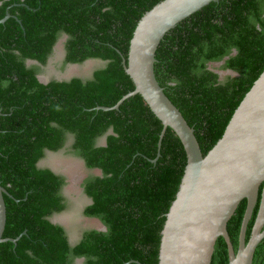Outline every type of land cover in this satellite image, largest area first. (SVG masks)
Returning <instances> with one entry per match:
<instances>
[{"label":"trees","instance_id":"trees-1","mask_svg":"<svg viewBox=\"0 0 264 264\" xmlns=\"http://www.w3.org/2000/svg\"><path fill=\"white\" fill-rule=\"evenodd\" d=\"M161 1L0 0V19L11 15L0 24V185L11 196H3V237L26 231L15 244L0 243V264H72L75 258L158 264L161 231L186 157L172 131L165 145L163 126L146 105L161 129L149 146L139 141L142 148L131 128V97L118 109L96 107L111 108L133 90L121 61L138 21ZM59 33L68 36L66 63L100 59L107 65L86 81L40 83L37 75ZM224 56L237 76L220 80L206 63ZM155 58L159 86L207 153L264 70V0L209 3L168 31ZM28 60L38 65L27 66ZM66 134L73 135V154L101 172L83 183L92 202L83 214L106 227L84 231L74 246L64 227L49 220L67 208L60 194L64 178L37 167L45 151L62 148ZM101 137L105 144L97 146ZM245 206L242 200L226 227L235 250ZM210 264H228L221 237ZM253 264H264V240Z\"/></svg>","mask_w":264,"mask_h":264},{"label":"water","instance_id":"water-1","mask_svg":"<svg viewBox=\"0 0 264 264\" xmlns=\"http://www.w3.org/2000/svg\"><path fill=\"white\" fill-rule=\"evenodd\" d=\"M217 1L163 0L144 13L129 41L127 57L121 61L134 90L111 108L96 107L105 111L118 109L125 99L139 93L163 126L170 127L186 157L181 183L161 231L158 264H210L220 237L226 244L228 264H253L259 243L264 240V70L234 111L222 137L205 154L201 153L193 128L163 93L155 76V52L168 31ZM10 17L6 12L0 24ZM27 63L38 65L31 60ZM37 79L42 84L50 82L48 76L37 75ZM164 133L165 128L160 138ZM38 167L44 166L39 163ZM4 195L11 198L0 185V243L15 244L26 231L16 238L3 237ZM242 200H246V206L235 250L226 227Z\"/></svg>","mask_w":264,"mask_h":264},{"label":"rangeland","instance_id":"rangeland-1","mask_svg":"<svg viewBox=\"0 0 264 264\" xmlns=\"http://www.w3.org/2000/svg\"><path fill=\"white\" fill-rule=\"evenodd\" d=\"M96 65L101 67L103 63L98 60H92L89 64H86L85 62L81 66H83V69L87 68L89 71H91L94 66L96 68ZM81 66H69L65 74H63V77L69 78L71 75H77L79 73V70L82 69ZM208 67L209 65H207V69ZM210 69L214 71L211 66ZM40 75L47 77L45 74ZM227 76L235 77L237 76V74L233 73L228 68H225V73L222 75L220 80L224 79ZM131 88L134 90V86H132ZM134 96L139 97L134 98ZM130 101L131 106L129 115L131 120L132 132L137 138L139 148H142L139 141L149 146L151 144L152 138L158 131H160L161 125L163 126V122L139 93L132 95ZM145 105L149 107V111H151L155 115V117L159 119L161 125L155 121L150 112L144 107ZM163 128L166 129L164 135H167L164 143L165 145H168L170 143V139L168 136L170 135L171 129L169 126H163ZM104 140V137L99 138L97 144L104 145ZM39 163L46 167H48V163H52V167L55 169H59V171L62 172L68 179V182L63 189V193L67 197V208L58 214H54L51 217L53 221L59 223L65 229H67V234L69 236L80 237V235L82 234L81 232L91 229L102 231L104 229V226L99 219L86 217L83 214L84 208L90 203L89 198H87L84 191H82V183H84L87 177L100 176L101 172L97 169H88L84 165V161L82 159L75 157L73 154L67 152L63 154L52 152L51 154L46 153L45 157L41 161H39ZM71 242L74 241L71 240Z\"/></svg>","mask_w":264,"mask_h":264},{"label":"flooded vegetation","instance_id":"flooded-vegetation-1","mask_svg":"<svg viewBox=\"0 0 264 264\" xmlns=\"http://www.w3.org/2000/svg\"><path fill=\"white\" fill-rule=\"evenodd\" d=\"M67 40H68V36L65 33H59L58 38H57V41L55 42V44H54V46L52 48V52H51L50 56L48 57V59L46 61V65L45 66H41V70H40V72H39L38 75H40V74H43L44 75L45 74L46 76H48L50 78V81H56V82H63V81L67 82V81H69V80H71L73 78H79L82 81H86V80L92 78L93 72H95L96 70H99V69H103L107 65L108 62L107 61H104V60H100V59H88V60H98V61H100V62L103 63V65H101V67H99L98 65H96V68L94 66V68L91 71H89L87 68L83 69V66H81L82 64H84L85 61L82 62V63H79V64L78 63H66L65 62V56H66L65 44H66ZM26 64H27V66L34 65L33 63L28 64L27 62H26ZM35 65H37V64H35ZM72 65L78 66V67L79 66L82 67V69L79 70V73H78L79 75L78 74L77 75H71L69 78L63 77V74H65V72L69 68V66H72ZM73 144H74L73 135L72 134H66L64 136V141H63L62 148L59 151H57L56 153H62L63 154V153H66L67 152V153L73 154V152L71 151ZM96 145L97 146H101V145H98L97 144V141H96ZM48 152H50V151H48ZM46 153H47V151L45 152V155H46ZM45 155H44V157H45ZM75 157H77V156H75ZM78 158H80V157H78ZM38 164L39 163H37V167H38ZM84 165H85V163H84ZM47 166L48 167H46V166L41 167V169L42 168L51 169V167L53 166V164L52 163H48ZM51 171L54 174H56V175L61 176V177L64 178V184L60 188V194L64 198L66 205H68L67 197L63 193V189H64L65 185L67 184V182H68L67 180L68 179H67V177L62 172L59 171V169L53 168V170L51 169ZM82 191H84L83 183H82ZM64 230L66 232V235H67L69 244L70 245L73 244V246L79 242V240L81 239L82 234H83V232H81L82 234L80 235V237H77V236L76 237L75 236H69L67 234V231L68 230L65 229V228H64ZM94 230H96V229H94ZM97 231H101V230H97ZM71 240L74 241V242H71ZM72 264H83V258H75V260L73 261Z\"/></svg>","mask_w":264,"mask_h":264},{"label":"bare ground","instance_id":"bare-ground-1","mask_svg":"<svg viewBox=\"0 0 264 264\" xmlns=\"http://www.w3.org/2000/svg\"><path fill=\"white\" fill-rule=\"evenodd\" d=\"M229 58V57H228ZM223 61H212L210 64V66L212 67L213 74H215L216 76H218V78L220 79L222 77V75L225 73V69H223ZM209 66V67H210ZM162 88V87H161ZM165 93V92H164ZM168 97V96H167ZM169 98V97H168ZM174 104V103H173ZM162 117V116H161ZM162 119L164 120L165 124H167V122L165 121V119L162 117ZM195 132V131H194Z\"/></svg>","mask_w":264,"mask_h":264},{"label":"clouds","instance_id":"clouds-1","mask_svg":"<svg viewBox=\"0 0 264 264\" xmlns=\"http://www.w3.org/2000/svg\"><path fill=\"white\" fill-rule=\"evenodd\" d=\"M227 60H228V56H224V57H221V58H219V59H214V60L208 61V62L206 63V68H207V65L210 66V63H211L212 61H223V62H224V63H223V69H225V68L227 69V67H226ZM208 68H210V67H208Z\"/></svg>","mask_w":264,"mask_h":264}]
</instances>
